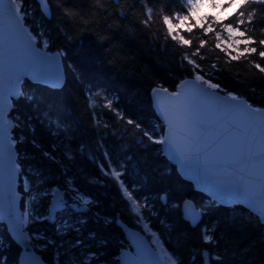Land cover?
<instances>
[{"label": "trees", "instance_id": "16d2710c", "mask_svg": "<svg viewBox=\"0 0 264 264\" xmlns=\"http://www.w3.org/2000/svg\"><path fill=\"white\" fill-rule=\"evenodd\" d=\"M25 3L32 12L26 24L32 26L34 33L43 30L50 40L46 50L64 52L61 60L66 79L61 88H49L24 80L22 90L34 96V101L24 97L14 99L8 111V118L13 122L11 138L16 142L17 161L20 164L18 191L22 212L29 202L35 215H46L51 195L45 197L39 193L53 188L65 192L61 166L42 157L32 141L35 140L48 151L55 146L57 158H62L63 153L71 148L76 154V162L71 166L70 178L75 180L76 187L96 201L93 214L86 217L87 224L80 237L82 245L73 251L83 258V254L90 250L97 254L99 264H119V251L127 248L128 244L115 223L116 219L141 232L143 229L138 217L121 200L115 182L102 177L97 165L89 158L92 156L107 167L103 156V152L107 151L115 165H126L127 170L122 178L130 186H136L138 191L134 195L138 199L147 197L151 211L155 213L152 215L144 210L152 231L160 235L164 247L178 255L184 264H191L194 251L210 247L202 244L201 229L213 223L217 225L215 235L219 238L215 251L226 253L225 264H264V243L261 242L264 225L259 224L257 218L243 207L221 206L194 190L162 156L159 144L148 143L146 137L145 144H139L137 141L142 133L134 125L126 123L130 118L142 127L159 126L163 134V126L152 108L150 92L157 84L174 91L181 80L192 78V65L184 61L181 67V57L185 52L190 54L200 40L206 41L200 50L204 59L191 58L208 72L206 78L214 76L213 82H219L225 93L231 91L254 106H264V74L254 67V63L264 66V59L259 56V52L264 51L259 43L264 40V4L244 1L234 17L213 24L212 32L204 34L199 26L191 32H188V28L180 29L184 38L191 41V47H180L169 38L167 47L162 48L167 31L162 17L186 14L182 11V0H120L119 4L113 0H99V3L96 0H66L63 7L91 21L83 27L74 26L72 21L65 18L62 9L55 6V0L51 19L42 14L35 0H25ZM147 8L152 9V19L145 26L143 21L148 19ZM253 9L255 15L248 23V14ZM121 11L125 13L123 18L119 15ZM240 12L244 15L240 16ZM208 17L209 20L203 22L205 26L211 23V17ZM238 20L244 21L239 28L246 30L251 40L255 41L246 46L257 51L242 54L231 50L240 59L229 60L224 51L215 48V34L221 32L222 35L221 23L236 26ZM175 21L173 19V23ZM153 34L158 37L155 43L152 42ZM213 63L219 71L212 68ZM69 64L79 73V80L67 68ZM90 95L96 101L93 107L89 106ZM108 100L112 101L113 109L123 113L125 120L118 119L115 111L105 107ZM45 113L53 120H59L66 131L52 135ZM97 121L100 122L99 127ZM105 123L108 127H104ZM101 144L103 148L99 147ZM37 169L42 174L39 178L33 175ZM25 179L29 181L30 192L24 189ZM96 179H102L105 183L97 184L94 182ZM90 180L93 183H89ZM162 194L167 197L165 204L160 199ZM67 198L69 204L75 200L71 191L67 192ZM185 198L191 199L205 212L196 227H191L182 218L179 206ZM173 203L175 205L171 206ZM95 213L112 222L105 223L104 219L96 222ZM76 218L71 212L62 216V220L69 223ZM56 227L55 223L36 220L24 228L31 237L28 242L44 261L51 260L54 250L41 237L55 239L63 243L65 249L76 239L75 233L61 237ZM90 233L95 234L94 238ZM0 244V256L7 257V264H17L20 249L2 223ZM197 264H200L199 257Z\"/></svg>", "mask_w": 264, "mask_h": 264}, {"label": "snow or ice", "instance_id": "6c2138e0", "mask_svg": "<svg viewBox=\"0 0 264 264\" xmlns=\"http://www.w3.org/2000/svg\"><path fill=\"white\" fill-rule=\"evenodd\" d=\"M99 3V0H96ZM119 4L120 0H113ZM235 0H228V7H231ZM247 2V0H245ZM253 2L264 4V0H253ZM42 14L51 19L53 15V0H37ZM66 0H55V6L62 9L63 16L73 25L87 26L91 21L84 20V17L70 8L63 7ZM182 9L186 14L175 13L173 16L164 15L163 24L166 26V35L162 48H166L169 38L176 41L180 47H191V41L185 39L181 34L182 25L187 24L188 32L199 26L204 34L214 31L213 24L217 23L215 17L211 18V23L207 26L203 23L209 20L208 16H198L204 0H182ZM216 7L215 3L211 5ZM223 10V6L221 8ZM120 17L125 13L121 11ZM240 16L244 13L240 12ZM255 9L248 14V23L252 22ZM32 16L25 0H0V220H7L10 230L15 238L23 243L31 239L24 231L31 214L27 208L23 213L17 207V176L20 174V164L17 161L16 142L11 138V121L6 119V112L12 107L11 97H24L28 101H34V96L22 90L24 78L29 77L34 81L52 88H61L65 82V66L61 58L65 55L63 51L57 52L54 56H49L45 51L49 48L50 40L46 33L40 30L36 33L31 31V25L26 24V19ZM148 19L143 21L145 26L152 19V9L147 8ZM173 19L177 23H173ZM195 21V23H194ZM243 20H238L236 26L233 24L221 23L222 32L227 33V38L222 39L221 32L215 34V48L221 49L229 57V60H238L240 56L233 55L231 49L238 48L240 40L233 33L239 30ZM61 31H64L61 29ZM246 31V30H245ZM245 31H240V37L245 36ZM158 37L153 34L152 42L155 43ZM245 45L255 43L251 38L244 41ZM260 45L264 47V40H260ZM206 41L200 40L199 45L189 54L185 52L181 57V67L184 61L192 65V79H183L176 85V90L169 92L167 87L157 84L152 88L151 95L156 110L162 115L166 131L161 132L159 126L142 127L139 122L128 118L126 123L134 125L135 129L142 133L139 144H145L144 138L150 144L163 145V151L174 161L180 170L190 179H194L197 184H201L205 191L212 194L213 201L220 205H244L251 215L257 218V222L264 225V106H254L241 95L228 91L219 82H213L215 77H209L203 67L196 63L191 57L200 55V50ZM224 45V47H222ZM211 51V49H209ZM256 48L245 47L242 54H252ZM261 59H264V51L259 52ZM227 63V61H226ZM254 67L264 74V66L254 63ZM75 74L77 80L79 73L71 65H67ZM212 68L217 69L215 63ZM203 73V74H201ZM254 91V89H253ZM225 93L224 95H221ZM96 95H99L97 93ZM89 106H94L93 96H89ZM110 110L115 111L120 120H125V116L119 110L113 109L112 101L105 104ZM48 121V129L52 135H59L66 131L59 120H53L47 113L44 114ZM95 116V113H93ZM44 121L42 120L41 123ZM100 122L97 121L99 127ZM104 127H108L105 123ZM55 128L53 132L52 129ZM34 131V129H33ZM33 146L38 149L42 157L50 162L61 166L65 177V192L57 189L45 190L40 195L53 196L47 214H37L35 219L53 222L56 224V231L61 237L76 234V239L65 249V245L55 239L44 238L46 245H51L53 255L51 260L44 261L34 253L23 257L22 264H99L96 253L90 250L83 254V258L77 255L76 251L82 245L81 233L87 224L86 217L93 214L96 201L90 198L88 193L82 192L76 187L75 180L71 177V166L76 162V154L69 148L63 153L62 158H57L52 151L45 150L42 145L35 140ZM103 148V144L99 145ZM83 151V148H81ZM104 160L101 163L98 159L89 156L92 162L97 165L102 177L114 181L120 194L121 200L126 202L129 210L134 213L142 222L146 219V209L152 215V206L148 203L147 197L138 199L136 186L129 185L122 178L125 176L126 165L121 163L115 165L107 151L103 152ZM131 160V157H128ZM39 178L42 174L39 169L34 173ZM97 184H104L102 179L94 181ZM89 183H93L92 180ZM25 191L30 192V184L27 179L24 181ZM71 191L75 197L70 205L67 192ZM35 199V198H34ZM160 199L167 203V197ZM43 202V201H42ZM66 212H71L77 218L74 222L63 221L62 216ZM204 210H198L191 201L183 204V218L192 226L201 223ZM96 222L104 219L105 223L112 220L100 217L95 213ZM251 218V217H249ZM118 222V221H117ZM163 223V221H161ZM144 230L152 235V243L157 245L155 250L150 249L147 242L138 233L128 232L131 240L129 247L134 246L135 252H123L121 254V264H184L183 260L175 253L169 252L164 243L160 240V235L153 232L148 223H144ZM171 226H169L170 228ZM216 224L206 225L201 229L202 244L210 247H202L194 251L191 256V264H197V257L200 264H225V254L215 251L218 245ZM94 238V233H90ZM261 242L264 243V237ZM2 247V244H0ZM62 249L64 251L62 252ZM159 253V255H158ZM0 264H7V257L0 256Z\"/></svg>", "mask_w": 264, "mask_h": 264}, {"label": "water", "instance_id": "95a60500", "mask_svg": "<svg viewBox=\"0 0 264 264\" xmlns=\"http://www.w3.org/2000/svg\"><path fill=\"white\" fill-rule=\"evenodd\" d=\"M35 2L37 3V0H35ZM37 5H38V7H39V9H40V5L37 3ZM41 11V10H40ZM47 18V17H46ZM47 53H48V55L49 56H54L57 52H59V51H53V52H49V51H47V50H45ZM193 78V77H192ZM192 78H186V79H192ZM24 80H27V81H29V82H31V83H35V84H40L39 82H37V81H34V80H32L31 78H29V77H25L24 78ZM41 85H43V84H41ZM64 85V84H63ZM44 86H47V87H49V88H52V87H50V86H48V85H44ZM175 90H176V88H175ZM174 90V91H175ZM169 92H172V91H170L169 90ZM221 95H224L223 93L221 94ZM150 98H151V103H152V108H153V110H154V113H155V115H156V117L158 118V120L160 121V123L162 124V126H163V131H166V128H165V122H164V119H163V117H162V115H160L159 114V112L156 110V108L154 107V104H153V98H152V95H151V92H150ZM14 99H17L16 97H11L10 98V100H11V102H12V100H14ZM12 108V107H11ZM11 108H9L8 110H7V112H6V114L5 115H7V113H8V111L11 109ZM9 121H11V120H9ZM11 128H10V135H11V130H12V128H13V122L11 121ZM160 148H161V154H162V156L172 165V166H174V168H175V171L177 172V174L179 175V177L182 179V180H184V181H186V182H189L192 186H193V188H194V190H196L197 192H199V193H202V194H204L211 202H214L213 201V198H212V194L210 193V192H208V191H205L204 190V187H203V185H201V184H197V182L194 180V179H190L188 176H186L181 170H180V168H179V166L174 162V161H172L169 157H168V155H167V153L166 152H164L163 151V148H164V146L163 145H160ZM60 190V189H59ZM61 191V193H64L62 190H60ZM16 192H17V198H16V200H17V207H18V209L20 210V212L22 213V210H21V208H20V193H19V191H18V176H17V185H16ZM162 196H165L164 194H162L160 197H162ZM52 199H53V197L51 198V200H50V203H49V206H50V204H51V201H52ZM161 201H162V203L163 204H165V201L164 200H162L161 199ZM185 201H191V202H193L191 199H189V198H185V199H183L182 201H181V203H180V206H179V209H180V212H181V215H182V218H183V204H184V202ZM194 203V202H193ZM215 203V202H214ZM195 204V203H194ZM216 204H218V203H216ZM196 205V204H195ZM220 205V204H219ZM221 206H224V207H235V206H241V207H243L245 210H247L249 213H250V211L247 209V207L246 206H244V205H221ZM198 208V207H197ZM198 210H200L199 208H198ZM251 214V213H250ZM254 216V215H253ZM183 220L184 221H186L184 218H183ZM118 221V222H117ZM48 223H50V224H52L53 222H49V221H47ZM187 222V221H186ZM0 223H2V224H4V226H5V228H6V230H7V232H8V234H9V236H10V238L15 242V244L19 247V254H18V260H17V264H22V261H23V257L26 255V253L27 254H31V253H34L36 256H38V257H40V255L35 251V250H33V248H32V246H31V244L28 242V240H25L23 243H21V242H19L16 238H15V235H14V233L10 230V228H9V224H8V221L7 220H0ZM115 223H116V225L121 229V231H122V233H123V235H124V239H125V241L127 242V244H128V247L127 248H122L120 251H119V255H118V263L119 264H121V254L123 253V252H135V247L134 246H132V247H129V245L132 243L131 242V240H130V238L128 237V232H135V233H138L141 237H143V239L147 242V245H148V247L150 248V249H153V250H155L154 249V247L152 246V244H151V242L149 241V239L147 238V236L143 233V232H141L140 230H138V229H136V228H133V227H131V226H128L127 224H125L121 219H119V218H117L116 219V221H115ZM188 223V222H187ZM189 224V223H188ZM190 225V224H189ZM191 227H196V226H192V225H190ZM159 255V254H158ZM41 258V257H40ZM41 260H42V258H41ZM162 264H163V262H162Z\"/></svg>", "mask_w": 264, "mask_h": 264}, {"label": "rangeland", "instance_id": "374dc122", "mask_svg": "<svg viewBox=\"0 0 264 264\" xmlns=\"http://www.w3.org/2000/svg\"><path fill=\"white\" fill-rule=\"evenodd\" d=\"M245 0H235L234 3H232L231 7H228V0H204V4L202 5L200 11L197 13L198 16H210L215 17L217 22H223L225 20H229L230 18L234 17V15L238 12V9L240 8L241 4L244 2ZM212 3H215L216 7L213 8L211 5ZM223 6V10H221ZM175 23H177V21H175ZM195 23V21H194ZM188 28L187 24L182 25L181 29H186ZM242 31L240 28L237 32L233 33V35L239 39L241 42L239 44V47L236 48L234 47L233 49H231L234 52H243V49L246 47V45L244 44V40L249 38V35L245 32V36L244 37H240L239 32ZM227 38V33L223 32L222 33V39H226ZM224 46V45H223ZM94 104H96V101L94 100ZM6 119L10 120L8 118V113L6 115ZM157 136L162 135V132H158L156 133ZM55 189V188H53ZM51 195V194H50ZM53 196L51 195V198ZM50 198V199H51ZM29 201V200H28ZM175 204H171V206H174ZM26 208L28 209V211L31 214V218L29 219L27 225L33 221H36L37 219H35L36 215L33 213V211H31L30 206H29V202L27 203ZM146 209H142V211H144ZM25 211V209H24ZM23 213V212H22ZM146 216V215H145ZM139 219V218H138ZM144 223H148L147 218L140 222L142 229H143V233L147 236V238L149 239V241L151 242L152 246L154 247V249L157 248V245L152 243V235L150 232L145 231L144 230ZM150 226V225H149ZM159 254V253H158Z\"/></svg>", "mask_w": 264, "mask_h": 264}, {"label": "bare ground", "instance_id": "6f19581e", "mask_svg": "<svg viewBox=\"0 0 264 264\" xmlns=\"http://www.w3.org/2000/svg\"><path fill=\"white\" fill-rule=\"evenodd\" d=\"M71 205V204H70Z\"/></svg>", "mask_w": 264, "mask_h": 264}]
</instances>
